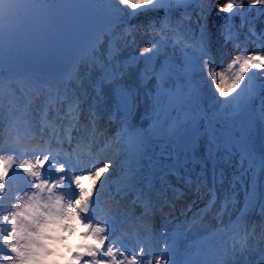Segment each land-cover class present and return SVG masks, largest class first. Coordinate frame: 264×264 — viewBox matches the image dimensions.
<instances>
[{"label":"snow or ice","instance_id":"6c2138e0","mask_svg":"<svg viewBox=\"0 0 264 264\" xmlns=\"http://www.w3.org/2000/svg\"><path fill=\"white\" fill-rule=\"evenodd\" d=\"M194 3L204 18L208 11L205 4L210 7L211 0H0V264H256L251 256L255 230H249L248 217L257 207L264 216V191L259 195L255 189L249 191L243 207L237 209L238 215L227 224L221 221L209 233L211 242L207 246L198 241L184 243L186 231L199 226L194 217L186 231L163 230L160 235L164 242L159 249L154 247L150 233L128 248L116 236L120 221L102 207L105 194L112 197L113 184L117 194L136 190L139 158L150 135L163 132L170 138H180L194 155L198 127L206 122V151L213 158L222 147L217 127L221 122L242 121L244 136L259 133L264 143V82L258 81V77H264V32L257 34L250 18L253 9L264 15V0H223L219 5V12L228 14L227 21L240 17L239 27L247 24V35L259 42L258 50L250 52L247 40H240L237 27L226 23L223 38L225 43H232L235 55L220 70L210 55L204 28L198 39L190 41L183 21L174 19L177 10L186 14ZM161 11L163 17L147 25L145 34L151 38L138 56L122 62V47L117 42L135 44L139 29L128 27L115 34L116 25L143 13ZM51 36L60 41L61 54L69 57L63 74L65 84H82L81 68L86 67L89 76L96 73L90 83L97 102L110 92L115 94L110 119L117 121L119 130L101 151L122 144L116 149L118 160H89L83 170L77 171L83 162L82 145L77 142L73 146L72 131L80 123L81 103L78 97L67 99V89L64 93L57 89L50 97V102L67 100L64 115L49 116L46 107L38 127L17 105L11 89L8 116L3 115L4 73L25 59L38 41ZM170 43L180 47L179 64L159 60ZM105 44L106 53L102 50ZM141 59V81L155 82L154 119L146 130L133 122L138 93L125 81ZM201 73L210 84L214 110L193 109L183 118L171 119L170 112L199 100L201 88L196 77ZM89 115L94 127L97 114L90 111ZM57 119H66L67 123L58 124ZM189 125H196L197 132L184 140ZM240 152L242 160L254 170L257 161L253 150L242 144ZM91 154L89 144L87 155ZM258 167L264 173V148ZM117 168L119 176L113 181ZM86 179L90 181L87 186ZM137 201L147 213L150 200L137 195ZM215 203L213 197L209 206ZM229 203L231 198L226 197V206ZM80 226L84 228L79 233L82 242L75 248L67 246L68 236L76 234ZM259 264H264V247L260 248Z\"/></svg>","mask_w":264,"mask_h":264},{"label":"rangeland","instance_id":"374dc122","mask_svg":"<svg viewBox=\"0 0 264 264\" xmlns=\"http://www.w3.org/2000/svg\"><path fill=\"white\" fill-rule=\"evenodd\" d=\"M222 2L223 0H211L210 7L208 4H205V7H208V11L205 22L202 21L201 23L205 25V30L209 38V52L215 60L217 70L223 68V66L228 63L232 56L235 55V49L232 47V44L225 43L224 41L222 28L226 23H236L241 21L240 17H235L233 20L227 21L225 18L228 14L219 12V5ZM162 15V11L160 13H143L134 18H127L125 23H119L116 25L115 34H120L123 29L128 27L139 29L135 44L125 46L123 42H117L118 45L122 47L119 57L122 62L127 61L132 56H138L139 51L151 38L150 35L145 34L147 25L157 21ZM192 24L195 26L194 28L198 26L196 25V22L192 21ZM187 39L190 41L194 40L190 37H187ZM59 46H61V44L58 39L54 41L41 39L32 48L33 51L37 52L36 55L29 54L19 64L14 65L10 71H6L4 73L5 99L3 115L5 117L8 116L9 89H11L12 93L14 94L17 105H24L30 110L31 115H34V118H32L33 122H40V114H42L44 108L48 107L50 97L55 95L57 89H67V95L69 99L78 97L81 106L86 108L89 112H96L97 115L100 112L102 124L108 128H111L112 130L116 129L118 132L119 125L117 121L114 120L115 122L112 123L113 119H110V112L114 111L115 109V94L110 92L103 101L97 102L95 93L90 83V79L94 78L96 73H92L91 76H89L87 74L86 67H82V84L78 85L74 81L65 84L63 81L64 73L56 74L51 77H45L34 72H26L24 70L25 67L33 61L34 57H37V55H54L56 49ZM102 50L105 52L104 47H102ZM257 50V44H253L252 48L249 49L250 52ZM181 59L182 52L180 47H173L171 43L159 57L160 62L169 61L175 64H179ZM141 68H143L142 59L139 61L138 67L129 71L125 81L129 87L138 93L136 101L137 111L135 113L133 122L135 125H145L149 129L151 128L154 119L152 96L153 92L155 91V82L149 81L145 83L141 81L139 77ZM198 77L202 84V91L199 99L205 98L210 110H214V101L212 99V90L210 84L204 79L203 73L198 75ZM258 81L264 82V77H258ZM205 95H208L209 97H206ZM58 103L60 102L58 101ZM62 104L63 105L60 108V112H64L68 105L67 101ZM188 106L191 107V109H197L196 102H191L188 104ZM54 113L57 114V111ZM169 115L171 118L173 112H170ZM201 123L203 126H200L198 129L200 136L199 143L195 155L193 156H191L187 149L185 152H182L180 156L173 155V152L175 153L176 149H180L179 147L181 144L184 145L183 140L180 138H170L164 135L163 132H160L156 135H150L148 138L150 139V145L146 153V157L142 160V157L139 158V164L137 167V184H141L145 188V197L149 198L151 206L155 205L156 200H158L157 197L160 195L162 190L163 193L161 196L163 198L167 197L168 192H166L164 187L166 186L170 188L171 184H182L183 187H186L191 191L198 190L205 194L206 199L209 201L215 197V205L209 207L211 220L208 221L209 219H207L202 223L199 222L198 227L193 228L191 231H186L188 224L192 221L194 218L193 217L186 222L183 221L179 225H176V227L170 229L163 227L158 234L154 233L155 226L147 227L148 229L146 230V228L144 229V226L141 225V223H137L136 227L143 230V232L144 230L147 232L133 235L131 237L133 245H135V241H137V239H146L147 236L145 234L150 233L153 237L154 247L159 249L164 242L163 237L160 235L163 230H167L169 232L181 230L186 231V239L184 242L185 245H188L193 241L201 242V240H204L201 243H204L207 246L211 240L209 233H211L214 228L218 227L221 221H223L224 224H227L230 219L234 218L235 214L237 213V209L241 206V203L246 201L247 193L255 189V184L259 178L263 181L264 191V173H261L258 167L260 151L256 145L258 139H261L260 134L256 133L251 137H245L241 130L242 125H240L238 121H228L227 123L221 122L219 125V127L225 128L226 130L220 135L224 142L225 140L227 141L229 136L231 139H235L237 146L238 143L239 146L242 145L241 139H244V141L250 145L249 147L253 150L257 161V167L253 170L249 168L247 160H242L240 149H235V146L232 142L228 143V148L225 145H222L219 153L213 158H209L206 151L207 136L205 134V128L207 125L206 122ZM195 126L196 125H189L186 128L184 140L188 138L190 133L197 132ZM82 135H84V132ZM169 139L172 140L171 144L168 146L171 155L163 156L160 148L165 147V145L162 144V141ZM106 143L108 142H104V144L99 145V147L104 146ZM176 145H178V147H175ZM83 146L88 149L89 145L84 144ZM231 146H234L233 152L228 150L231 149ZM116 158L117 159L114 160L119 159L117 156ZM182 158L184 160H182ZM152 162L155 163L154 167H150ZM164 173H167V176L161 178L160 176ZM149 176H151L153 180H148L147 178ZM115 180H117L116 177H113V181ZM85 181L88 180L86 179ZM215 185H217V187H215ZM116 187V184L111 186L112 195L116 193ZM118 195L120 194H117V196ZM105 196L110 197L108 193H106ZM130 197L131 194L128 196V202H130ZM226 197L231 198V203L227 204V206L225 204ZM110 203L113 204V200H110ZM143 207L144 205H142L141 208H137V211L141 213V216L143 215L142 212L145 211ZM144 216L151 220L156 218L155 216ZM195 218H198V216ZM123 219H125V221H129V218H125L123 215L118 214V220L120 221L121 227L125 225V221ZM158 219L159 218L157 217L156 220ZM248 227L250 231L252 229L255 230V237L251 240V245L254 249L251 256L256 264H259L260 248L264 247V244L261 243V231L262 228H264V216H261L259 207L253 211ZM126 245L128 246V244Z\"/></svg>","mask_w":264,"mask_h":264},{"label":"bare ground","instance_id":"6f19581e","mask_svg":"<svg viewBox=\"0 0 264 264\" xmlns=\"http://www.w3.org/2000/svg\"><path fill=\"white\" fill-rule=\"evenodd\" d=\"M106 46V45H105ZM104 46V47H105ZM106 51V47L104 48ZM31 54H36L33 50L30 52ZM19 107L23 109L27 117H29V120H33L34 115H31L30 110L27 109L24 105L19 104ZM51 113V112H49ZM89 111L81 107L80 115H79V120L80 123L79 125L73 129L72 131V136H73V146L77 142L82 143H87L88 145H91L92 148V154L91 156L87 155V151L85 149H81V159L82 163L77 169V171H81L84 169L85 164L89 160H94L96 162L102 163L104 160L111 158V159H116V147L117 146H123L121 145H113L110 148L104 149L101 151L102 147H99V145H103L104 142H109L113 137H115L116 134V129H111L102 124V117L100 116V112L97 115V119L95 122V126L93 127L90 125V115ZM30 114V115H28ZM63 116V115H59ZM58 124H66L67 121L63 120L61 121L60 119H57L56 121ZM34 126H39L40 122H32ZM113 123V121H112ZM84 132V135H82ZM257 148L259 151L264 148V143H262L261 139H258L256 142ZM65 147L67 148L68 145L66 144ZM30 158V157H29ZM154 162H152L150 167H154ZM47 165V164H46ZM115 167V165H114ZM112 170L110 169V172ZM118 171V168L116 169V172ZM153 171V170H151ZM115 172V173H116ZM113 173V174H115ZM153 174V172H152ZM108 175V174H106ZM161 177V176H160ZM148 180H153L151 176L147 178ZM155 179V177H154ZM158 182V181H156ZM171 187H164L167 193V197L163 198L161 195L163 193V190L160 192V195L157 197V201L154 205V207L150 208L149 210V215H154L155 217L159 218V223L154 224L151 220H147L143 217H138L136 213V208L139 206H134L131 204H128L126 200L128 199V195H121L116 198L114 201L115 204H107L110 199H106L105 197V203L104 205H107L106 211H112L114 214L115 213H125L128 214L131 219L128 222V225H133L136 221H139L140 219L143 220L144 224L146 226H151V225H156L154 228V232L158 233V231L161 230V226H165L168 228H173L176 225H179L183 221H188L192 219L193 217L198 216V220L200 223L204 222L205 220L209 219L208 221L211 220V214L209 211V202L206 199V195L201 193L200 191H191L188 188L182 187L177 184H171ZM256 187V192L259 195L263 191V181L259 178V180L255 184ZM113 197V196H112ZM110 197V198H112ZM203 207V208H202ZM120 208V210H119ZM139 213V212H138ZM140 214V213H139ZM200 214V215H199ZM117 214H115L116 216ZM252 216V214L250 215ZM251 218V217H250ZM116 236L118 239L122 238V234L116 233ZM204 240H201L203 242Z\"/></svg>","mask_w":264,"mask_h":264},{"label":"water","instance_id":"95a60500","mask_svg":"<svg viewBox=\"0 0 264 264\" xmlns=\"http://www.w3.org/2000/svg\"><path fill=\"white\" fill-rule=\"evenodd\" d=\"M54 36L48 37L53 38ZM68 57H53V58H45L39 59L35 61L30 69L35 70L47 75L53 74L57 71H63L68 64Z\"/></svg>","mask_w":264,"mask_h":264},{"label":"trees","instance_id":"16d2710c","mask_svg":"<svg viewBox=\"0 0 264 264\" xmlns=\"http://www.w3.org/2000/svg\"><path fill=\"white\" fill-rule=\"evenodd\" d=\"M244 31H247V33H248V27H247V28H245V30H244ZM251 38L253 39V37H249V36H248V39H249V40H250ZM250 41H252V40H250Z\"/></svg>","mask_w":264,"mask_h":264}]
</instances>
